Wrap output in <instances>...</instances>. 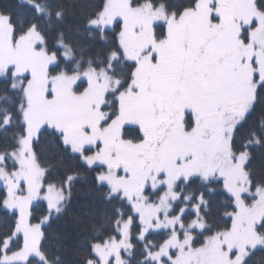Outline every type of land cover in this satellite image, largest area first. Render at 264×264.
I'll return each mask as SVG.
<instances>
[{"label": "snow or ice", "instance_id": "snow-or-ice-1", "mask_svg": "<svg viewBox=\"0 0 264 264\" xmlns=\"http://www.w3.org/2000/svg\"><path fill=\"white\" fill-rule=\"evenodd\" d=\"M0 86V264H264V0H16Z\"/></svg>", "mask_w": 264, "mask_h": 264}, {"label": "trees", "instance_id": "trees-1", "mask_svg": "<svg viewBox=\"0 0 264 264\" xmlns=\"http://www.w3.org/2000/svg\"><path fill=\"white\" fill-rule=\"evenodd\" d=\"M15 3H16V0H0V6H5V5L13 6V5H15ZM0 87H2V86H0ZM80 198L86 199V197H84V196H81ZM2 215L3 214L0 213V216H2Z\"/></svg>", "mask_w": 264, "mask_h": 264}]
</instances>
